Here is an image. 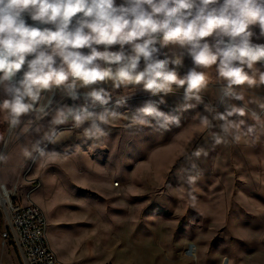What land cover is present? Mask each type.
Wrapping results in <instances>:
<instances>
[{"label":"rangeland","instance_id":"1","mask_svg":"<svg viewBox=\"0 0 264 264\" xmlns=\"http://www.w3.org/2000/svg\"><path fill=\"white\" fill-rule=\"evenodd\" d=\"M184 58L180 75L193 67ZM214 67L204 103L224 112L226 104L264 101L263 89L253 87L244 101L221 103ZM182 96L183 89L166 96L161 110L174 112ZM0 98H6L2 90ZM149 99L158 98L143 91L131 96L95 144L82 129L60 130L57 143H42L50 154L28 164L29 143L47 129L50 117L40 122L39 134H24L31 117L23 118V130L10 131L0 113V153L6 157L0 184L24 200L30 192L42 207L48 241L63 264H264V129L257 127L255 137L240 144L215 145L219 121L212 129L200 125L203 104L179 113L180 127L167 131L125 127L127 116ZM248 107L264 118L257 104ZM243 119L246 126L255 123ZM189 175L197 177L194 184ZM35 177L40 182L33 186L42 185L31 191L26 179ZM5 228L0 210V264H23L16 248L2 243Z\"/></svg>","mask_w":264,"mask_h":264},{"label":"clouds","instance_id":"2","mask_svg":"<svg viewBox=\"0 0 264 264\" xmlns=\"http://www.w3.org/2000/svg\"><path fill=\"white\" fill-rule=\"evenodd\" d=\"M254 37L264 38V0H0V90L6 97L0 113L10 131L23 130V118L31 117L28 131L37 134L50 117L48 132L27 153L41 159L50 154L41 143H57L56 127L69 122L93 144L102 141L105 127L120 118L117 109L138 87L158 99L127 116L125 127L167 131L180 127L179 113L203 104L200 125L212 129L219 121L214 144H240L255 137L257 127L264 129V118L248 107L255 103L264 110V101L226 104L218 111L204 103L206 70L215 66L221 103L244 101L248 89L264 85V44ZM185 54L193 67L180 75ZM129 86L135 89L131 95L114 99L113 91ZM179 89L182 102L172 113L162 111L165 97ZM56 92L83 102L56 104ZM246 115L254 125L246 126ZM5 158L0 153V161ZM196 179L189 175L187 182Z\"/></svg>","mask_w":264,"mask_h":264},{"label":"built area","instance_id":"3","mask_svg":"<svg viewBox=\"0 0 264 264\" xmlns=\"http://www.w3.org/2000/svg\"><path fill=\"white\" fill-rule=\"evenodd\" d=\"M28 23H33L30 19ZM104 46H102L103 48ZM112 50L115 46H111ZM129 46L126 47V50ZM165 53V50H163ZM163 58V53L161 55ZM143 66V65H142ZM108 86L107 84L105 85ZM123 90V91H122ZM84 90H81L83 92ZM126 92L132 94L135 89L132 86L122 87L119 90L113 91V97L120 96V92ZM140 91L137 90L131 96L140 95ZM51 95V94H49ZM59 92L54 94V101L58 98ZM82 100L73 101L67 97L61 96L59 104H79ZM114 106L110 104L109 107ZM99 108L96 109V111ZM62 129L76 130L72 127L71 122L59 125L56 127L55 133ZM27 183L33 188H37L39 185L33 186L39 179L31 178L26 179ZM17 186H15L16 188ZM13 190H8L4 184H0V210L4 223L6 224L5 230L1 233L3 245L12 244L18 251L23 264H63L57 253L52 249L47 237V218L42 207L34 202L29 197V193L26 199H21L15 195Z\"/></svg>","mask_w":264,"mask_h":264},{"label":"crops","instance_id":"4","mask_svg":"<svg viewBox=\"0 0 264 264\" xmlns=\"http://www.w3.org/2000/svg\"><path fill=\"white\" fill-rule=\"evenodd\" d=\"M253 28H254V31H255V33H256V35L257 36H259V28L257 27V26H253ZM253 42L254 43H259V44H264V38H259V39H257V38H253ZM185 60V58H183V61ZM258 66H259V64H258ZM181 68V67H180ZM179 68V69H180ZM202 70V69H201ZM208 73H210L211 72V68L210 69H207L206 70ZM246 86V85H245ZM245 86H243V87H245ZM260 89H263V92H264V85H260V86H258ZM28 128L25 130V133L24 134H26V133H29V131H28V129L31 127V124H28V126H27ZM46 132H48V126H47V129L42 133V135L40 136V137H38L37 139H34L31 143H29L30 145H29V147H28V150L26 151V153L25 154H27L28 152H30V151H32V145H33V142L34 141H36V140H42V137H43V135L46 133ZM20 133V132H19ZM56 135H57V133H54V136L56 137ZM23 139V138H22ZM42 143H44V141L42 142ZM42 143H41V145L40 146H42ZM51 145V143H49L48 144V148H49V146ZM47 149V148H46ZM48 151H51V150H48ZM35 156H36V154L34 153L33 154V157L32 158H30L29 156H27L26 158H25V161H24V164H28V163H30V161L31 160H33L34 158H35ZM35 161L37 160V159H34ZM32 171V170H31ZM35 178H37V177H35ZM37 179H39V178H37ZM41 185H42V183H41ZM40 185V186H41Z\"/></svg>","mask_w":264,"mask_h":264},{"label":"bare ground","instance_id":"5","mask_svg":"<svg viewBox=\"0 0 264 264\" xmlns=\"http://www.w3.org/2000/svg\"><path fill=\"white\" fill-rule=\"evenodd\" d=\"M114 185H116V184L114 183ZM39 187H40V186H39ZM12 192H14V191H12ZM194 246H195V245H194ZM192 251H194V252H195V249H193V248H192ZM224 264H226V261H225V263H224Z\"/></svg>","mask_w":264,"mask_h":264},{"label":"water","instance_id":"6","mask_svg":"<svg viewBox=\"0 0 264 264\" xmlns=\"http://www.w3.org/2000/svg\"><path fill=\"white\" fill-rule=\"evenodd\" d=\"M17 78H18V77H17ZM0 101H2L1 98H0Z\"/></svg>","mask_w":264,"mask_h":264},{"label":"flooded vegetation","instance_id":"7","mask_svg":"<svg viewBox=\"0 0 264 264\" xmlns=\"http://www.w3.org/2000/svg\"><path fill=\"white\" fill-rule=\"evenodd\" d=\"M1 91V90H0Z\"/></svg>","mask_w":264,"mask_h":264}]
</instances>
